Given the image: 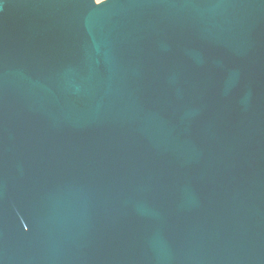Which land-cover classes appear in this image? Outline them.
Returning <instances> with one entry per match:
<instances>
[{
  "label": "water",
  "instance_id": "water-1",
  "mask_svg": "<svg viewBox=\"0 0 264 264\" xmlns=\"http://www.w3.org/2000/svg\"><path fill=\"white\" fill-rule=\"evenodd\" d=\"M0 264H264V0H0Z\"/></svg>",
  "mask_w": 264,
  "mask_h": 264
}]
</instances>
